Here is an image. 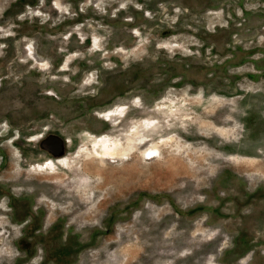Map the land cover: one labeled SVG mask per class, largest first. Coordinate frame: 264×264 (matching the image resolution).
<instances>
[{
  "label": "rangeland",
  "instance_id": "374dc122",
  "mask_svg": "<svg viewBox=\"0 0 264 264\" xmlns=\"http://www.w3.org/2000/svg\"><path fill=\"white\" fill-rule=\"evenodd\" d=\"M0 264H264V0H0Z\"/></svg>",
  "mask_w": 264,
  "mask_h": 264
},
{
  "label": "bare ground",
  "instance_id": "6f19581e",
  "mask_svg": "<svg viewBox=\"0 0 264 264\" xmlns=\"http://www.w3.org/2000/svg\"><path fill=\"white\" fill-rule=\"evenodd\" d=\"M138 134V132H135V136H138ZM94 144V151L98 156H100V158L117 157L120 154H123L126 150L120 147L119 142L110 141L109 138L98 139Z\"/></svg>",
  "mask_w": 264,
  "mask_h": 264
}]
</instances>
